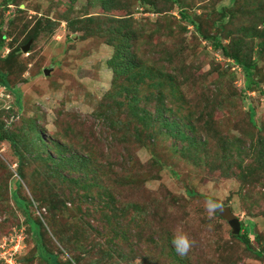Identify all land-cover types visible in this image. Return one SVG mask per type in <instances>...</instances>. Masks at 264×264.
I'll list each match as a JSON object with an SVG mask.
<instances>
[{
  "label": "rangeland",
  "instance_id": "obj_1",
  "mask_svg": "<svg viewBox=\"0 0 264 264\" xmlns=\"http://www.w3.org/2000/svg\"><path fill=\"white\" fill-rule=\"evenodd\" d=\"M139 1L9 0L0 15L7 38L0 69L21 94L19 107L17 96L0 87V125L18 142L16 150L0 142V264L12 255L22 264H47L16 193L30 203L47 250L63 264H264L221 216L227 209L241 222L250 219L259 237L252 234V247L264 251V171L254 163L255 131L246 129L249 111L264 125V92L243 99L242 68L195 26L181 24L176 5L150 0L156 6L148 12ZM263 1L183 3L200 16L203 34L235 44L244 25L264 27L262 15L252 17ZM225 6L233 15L224 21ZM129 17L143 33L136 62L147 73L138 82L117 75L111 62V25ZM175 55L174 64L162 66ZM259 58L264 91V51ZM179 76L186 77L180 87ZM138 106L157 120L151 127ZM235 138L244 145L231 144ZM75 154L88 165L71 162ZM209 199L220 203L211 215ZM177 226L194 241L186 256L171 243ZM31 228L39 239V225Z\"/></svg>",
  "mask_w": 264,
  "mask_h": 264
},
{
  "label": "trees",
  "instance_id": "obj_2",
  "mask_svg": "<svg viewBox=\"0 0 264 264\" xmlns=\"http://www.w3.org/2000/svg\"><path fill=\"white\" fill-rule=\"evenodd\" d=\"M172 5H176L178 8V13L181 15V20H178L181 24L183 23H188L196 27L195 32H197L198 36L201 37L204 40L211 41L213 43L214 49L216 51H219L225 58L232 59L234 61V64L237 66L241 67L243 72H244V81H245V86L243 89L240 90V93L242 94L241 96L243 99L246 101L250 98L248 96V91L254 92L255 89L259 90L260 92H264L262 90V86L260 85V82L258 80V61L259 57H261L262 51H264V27L262 29H250L246 27L245 25L243 26L242 31L239 34V40L236 41L234 44L233 40L229 44H224L223 41L221 40L222 37L219 35H216L214 37H208L207 35L202 33L201 29V23L200 25H197V21H199V17L197 14H191L189 12H186L187 7L184 5L183 1L185 0H167ZM10 2L9 0L4 1L3 3L0 4V15H3L8 9H10ZM139 4L144 6L143 8L149 12L151 6H156L152 1L150 0H140ZM150 6V7H149ZM143 10V9H142ZM223 12V17L224 21L229 20V18H232L233 15V10H231L228 7H224ZM262 15L261 20L264 22V1L263 4L258 5L257 10L253 12L252 17L259 18ZM4 21H0V29L3 27ZM135 20L132 17L129 18H124L118 20L115 24L111 25L110 33H111V43L112 46L114 47V55L111 60L113 61L114 64V70L116 71L117 75L122 76L123 74H129L132 77H129L135 81H140L142 77L145 76L147 73L143 67H141L140 64H138L136 61L139 59L138 54H137V49H138V41L140 38L143 36V33L136 27ZM181 28H184V25L181 26ZM256 28V27H255ZM6 36H0V51L6 48L7 45L5 43ZM232 39V38H231ZM259 39V42L256 40ZM11 52V51H10ZM179 58V55H175L173 57H170L169 59H162V66L164 64H167L166 62L168 61L169 64H174L173 63V58ZM2 58L0 57V60ZM137 69H140L138 72H136ZM121 79V78H119ZM118 79V80H119ZM175 77L171 76L170 80L175 84ZM179 80L183 81L177 86L180 87L181 85H185L186 77L182 76V78L179 76ZM0 87L3 88L4 90H8L12 92L14 95L17 96V103L18 106H21V94H19L18 90L16 87H12L11 83L8 79V74L6 72H3L0 69ZM15 88H16V93H15ZM160 100L163 102L164 99L161 96ZM132 101L134 102V105L138 104V101L136 99V96H133ZM162 108L160 110L159 115L157 116L158 119H164V114L167 111V107L164 104V102L161 104ZM181 108V107H180ZM137 111L139 110L140 116L144 121L148 122V126L151 127L155 121H157L154 117L151 116V113L146 111V109H141L139 106L136 108ZM182 109V108H181ZM136 111V110H135ZM181 111V110H180ZM201 112V111H200ZM256 113L254 111L251 113L249 111L248 113V123H247V128L246 129H251L252 131H255V135L257 136V139L254 140V144L250 141V144L252 143V147L255 149V164L257 169L264 171V125H258L257 122L253 120L254 116ZM176 125V121H167L166 126L169 127H174ZM190 127L191 131H194L195 129H198L197 126L193 123L188 124ZM129 141V136H126ZM135 141L140 142V137L138 134L132 135ZM248 138V136L246 135ZM194 137L190 136L187 137L186 139H193ZM235 142L231 144H236L237 147H242L244 145L242 139L240 138H235ZM0 142H8L10 145L16 150L18 146L17 140L10 135L8 132L5 131V125H0ZM206 142H202V145H205ZM191 145H193V140L191 141ZM259 148V149H258ZM237 153H239V150L237 149ZM71 162H75L76 159H81L79 156L76 154L70 158ZM68 162V161H66ZM70 163V162H68ZM80 167H85L88 165V160L84 159L82 157L81 161L79 162ZM73 165L70 163L69 168H74L76 166H71ZM253 174H252V184L256 185L259 183V181L253 180ZM14 201L17 204L19 210L23 213L25 217V221L29 224V229L31 230V235L32 238L35 241V248L37 250V255L40 259H42L44 262L47 264H63L59 261V257L57 254H54L53 252H50L47 250V247L44 243L43 240V233H42V225L40 222H37L34 220L31 215H30V210H29V205L30 203L21 197H19L16 193L14 197ZM222 210V209H221ZM221 212V211H220ZM222 216V215H221ZM222 218H224L222 216ZM250 219L245 220V222H241V233L236 235L234 234V237L244 245V247L249 250L254 252L257 255H263L264 256V251H259L255 250L252 247L250 237L252 234L255 236V240L259 242V237L257 234L254 233L252 230V224H250ZM38 224L40 227V236L39 239H36L32 233V228L31 224ZM41 252V255H40ZM19 264L21 263V260L19 258Z\"/></svg>",
  "mask_w": 264,
  "mask_h": 264
},
{
  "label": "clouds",
  "instance_id": "obj_3",
  "mask_svg": "<svg viewBox=\"0 0 264 264\" xmlns=\"http://www.w3.org/2000/svg\"><path fill=\"white\" fill-rule=\"evenodd\" d=\"M207 210L211 215L215 210L220 208V203L215 199H209L206 204ZM172 246L181 256H186L194 245L193 239L182 226H177L172 231Z\"/></svg>",
  "mask_w": 264,
  "mask_h": 264
},
{
  "label": "water",
  "instance_id": "obj_4",
  "mask_svg": "<svg viewBox=\"0 0 264 264\" xmlns=\"http://www.w3.org/2000/svg\"><path fill=\"white\" fill-rule=\"evenodd\" d=\"M28 50H29V45L23 49L24 52H28ZM221 214L224 217V219L228 222L230 227L232 228L233 233L236 235L240 234L241 233V221L233 213L229 212L227 209L221 212Z\"/></svg>",
  "mask_w": 264,
  "mask_h": 264
},
{
  "label": "built area",
  "instance_id": "obj_5",
  "mask_svg": "<svg viewBox=\"0 0 264 264\" xmlns=\"http://www.w3.org/2000/svg\"><path fill=\"white\" fill-rule=\"evenodd\" d=\"M6 51H8V49H6ZM4 245H5V243H4ZM2 247L3 246H1V248ZM4 258H5V261L7 264H19V262H17L15 259V255L8 256V257L4 256Z\"/></svg>",
  "mask_w": 264,
  "mask_h": 264
}]
</instances>
